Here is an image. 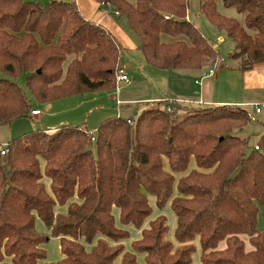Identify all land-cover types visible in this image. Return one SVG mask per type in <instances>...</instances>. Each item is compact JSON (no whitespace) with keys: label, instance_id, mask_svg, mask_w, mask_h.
Wrapping results in <instances>:
<instances>
[{"label":"trees","instance_id":"16d2710c","mask_svg":"<svg viewBox=\"0 0 264 264\" xmlns=\"http://www.w3.org/2000/svg\"><path fill=\"white\" fill-rule=\"evenodd\" d=\"M95 1L126 19L148 66L201 70L219 59L189 19V0ZM222 1L237 17L220 13L216 0H200V12L231 44L230 68L264 63V0ZM123 52L76 0H0V126L31 118L32 103L15 81L23 74L41 103L115 91ZM144 104L138 117H111L95 134L63 125L11 140L6 156L0 150V264H115L119 257L140 264L138 255L144 264H193L196 239L200 264H264V135L249 152L248 139L234 134L251 122L248 112L176 100ZM151 196L161 211L170 204L178 247L160 215L127 251L120 243L131 235L117 226L114 209L123 226L142 229L153 215ZM57 204H68L67 214H56ZM38 220L60 239L61 260L47 261Z\"/></svg>","mask_w":264,"mask_h":264},{"label":"crops","instance_id":"0c3cea01","mask_svg":"<svg viewBox=\"0 0 264 264\" xmlns=\"http://www.w3.org/2000/svg\"><path fill=\"white\" fill-rule=\"evenodd\" d=\"M76 2L80 12L87 20L93 21L105 27L113 34V36L121 44V46L124 49L121 59V65H122L121 67L126 68L129 77L131 78V82L135 83L136 81L134 80L133 77V70L132 67L130 66L133 60L130 59L136 58L137 62H140V60H142L144 63L145 61L142 53L139 51V42L136 36L131 34L132 32L131 29L130 28L127 29V26H119L117 22H115V20H113L109 16V12L106 11L107 9H102L100 7V4L97 3L95 0H76ZM189 19L191 20L190 16ZM214 47L215 49H217V45H214ZM225 63L217 71L214 77H205V78L202 77L205 74L208 67H203L201 70L163 71L148 66L145 63L150 68H148L147 70L148 77L143 78L144 80L141 81V83H143L142 86L140 87L137 86L135 89H133L132 84L130 85L128 83L129 85L128 84L121 85V91L123 94L122 95L120 93L121 96H119L121 105H117V94L114 91L86 93L83 94V96L78 95L74 97L82 96L84 99L83 101L86 104L89 103L91 100L94 101L99 100V95H102L103 93L111 92L110 94H108L107 97L109 101L116 103L117 113L113 116L112 111L104 110L102 113L96 114L93 120L89 119L88 117V124L89 123L91 124V127L94 131H96L99 128V126L107 119L118 115L122 116L123 112L120 108L123 106L132 105V104L153 103L162 100H169V101L176 100L188 106H194V107H199V106L206 108H213L220 106L243 107L248 112V114L252 118H254V121L256 122L260 121V118L261 116L264 115V112H262L261 114H256L254 111V106L264 104V63L256 64L252 68L245 71H241L238 69L236 70L231 69L228 66H226ZM141 67L143 68V66ZM147 90L149 93L147 92ZM144 91H146V93ZM74 97H70V98H74ZM70 98H66V99H70ZM33 110H39V109L33 108ZM92 111L93 108H90L87 112L92 115H95V112L99 110L95 109V111L91 113ZM40 116H42V112L40 113V115L37 116H33L31 114V118L35 120ZM80 123L84 124V121H81ZM81 124L80 125L75 124L69 120L68 121L61 120L58 126L47 128L46 131H50V132L55 131L63 125L82 126ZM86 129L90 131L87 127ZM195 168H196V164L195 161H193L191 165V169H195ZM47 183L45 181L46 188L48 192H51V182L48 180ZM71 201L77 202L78 198H74ZM168 206H170V204ZM57 208L63 209V211L56 212ZM67 208H68V204L64 206L57 204L55 207V213L65 214ZM114 216L116 219V223L120 224V225L117 224L119 228L127 229L128 231L131 232L133 226H123L120 223L119 211H114ZM41 223L42 222L38 220L37 226ZM175 227H176V223L174 220V228ZM139 239L140 236L136 240ZM61 259H58L57 261ZM199 260H200V256H199ZM51 262H55V261H51ZM198 263L199 262H197L196 264Z\"/></svg>","mask_w":264,"mask_h":264},{"label":"rangeland","instance_id":"374dc122","mask_svg":"<svg viewBox=\"0 0 264 264\" xmlns=\"http://www.w3.org/2000/svg\"><path fill=\"white\" fill-rule=\"evenodd\" d=\"M28 1L46 5L51 0H28ZM216 3H217V7L220 13L228 17H237L233 9L225 8L222 0H216ZM106 11L109 12V16L113 20H115V22H117L119 26H127V29L129 28L126 19H123L120 21L115 17L114 15L115 12L113 9L109 8ZM188 15L190 16L191 21L202 31V33L205 36H207L213 44L217 45V50L219 52V58H223L226 61L225 65L228 66L229 68L232 66H235L234 65L235 62H233L234 60H232L230 57V53L232 51L231 44L227 40H225L226 38L225 34L223 32L218 31L201 14L200 0H189ZM131 34L133 33L131 32ZM220 37L224 38L223 42L219 41ZM130 60H133L130 66L132 67L133 77L136 82L135 83L130 82L129 84L130 85L132 84L133 85L132 88L135 89L137 86L140 87L143 85L141 81L144 80L143 78L148 77L147 70L150 67H148L142 60H140V62H137L136 58L130 59ZM141 66H143V68ZM210 66H211V62H209L205 67H210ZM2 77H6V76L2 75ZM26 77L27 75L23 74L22 76L17 78L15 81L25 90L28 98L30 99L32 103L33 108L34 109L38 108L42 112V116L38 117L36 120L32 118H23V119H19L15 121L11 125H1L0 126V144L7 145L11 140L18 138L27 132H31L34 130H46L47 128L58 126L61 120H64V121L69 120L79 125L81 124L80 123L81 121H84V124H81L82 127L84 128L87 127L90 131H93L95 134L96 131L92 129L90 123L88 124V117L89 119L93 120L96 114L102 113L104 110L112 111L113 116L117 113L116 103L109 101L107 97L108 94H110L111 92L103 93L102 95H99V100L97 101L91 100L89 103H86V104L83 101L84 100L82 97L83 95L81 97L62 99V100L54 101L51 103H41L39 100L35 99L32 96L29 89L27 88ZM123 85H127V84H123ZM144 92L146 93V91ZM121 94H122V91H121ZM121 94L119 96H121ZM181 104H184V103L181 102ZM144 107H146L145 104H132L130 107L123 106L120 109L123 112V115H122L123 117L136 118L138 117V115H140ZM90 108H93V111L91 113H93L95 109L99 111H96L95 115H92L87 112ZM184 112L185 111H181L180 115H182ZM234 134L248 139L249 152L254 150L255 146L258 145L260 138L264 135V115L261 116L260 121L256 122L254 120H251V122L247 124V127H245L242 131L235 130ZM45 181L47 183L48 180H45ZM149 202L153 208V215L145 222L142 229H137L133 226V229H131V232L129 231L131 235L130 239L122 241L120 243V244H124L127 251H132V242L136 240L137 238H139V236L141 238L142 231L144 229L149 228V224L153 219H155L156 217L160 215H165V214H166L165 216L167 217L168 226H169V232L166 238L167 240L172 241L178 247V244L176 243V239L174 236L175 230H176V227L174 228V220L177 226V219H175L176 216L174 215L173 211L170 209L171 206H167L164 210L161 211L156 206L155 197L151 196L149 198ZM68 208H69V205H68ZM68 208L65 214H67ZM61 211H63V209H60V208L56 209V212H61ZM114 211H119V209L115 208ZM172 213L175 216V218L172 215ZM260 226L261 227L264 226V222L261 217H260ZM37 231L41 234H44L48 238L47 242L43 245V248L48 253L47 261L51 262V261H57L58 259H61L62 253H61V247H60V239L54 238L51 235L50 230L44 225L43 222L37 226ZM244 240L247 245V250H251L252 248L248 242V238L244 237ZM110 243L116 246L115 243L113 242H110ZM193 244L196 247V253L193 255V259H194L193 264H196L197 262H199L198 264H200L199 256H201V248H200L198 239H196V241H194ZM86 247L90 249L91 246L86 245ZM221 248H225L224 243L221 245ZM138 261L140 264H144V256L138 255ZM115 262H116L115 264H121V257H119ZM43 263L44 262H41L40 264H43Z\"/></svg>","mask_w":264,"mask_h":264},{"label":"built area","instance_id":"2783aa9c","mask_svg":"<svg viewBox=\"0 0 264 264\" xmlns=\"http://www.w3.org/2000/svg\"><path fill=\"white\" fill-rule=\"evenodd\" d=\"M116 14H118V13H116ZM219 41L223 42L224 38L220 37ZM224 63H225V60L223 58H219L213 65H211L206 70V72L202 78L214 77L216 75L217 71L224 65ZM130 82H131V78L129 77V74H128L126 68L120 67L116 72V89L114 91L117 94V105H121V101L119 99V95L121 93V85L122 84H128ZM254 111L256 114H261L262 112H264V104L263 105H255ZM40 113H41L40 110H33L32 115L37 116V115H40ZM249 117H250V119L254 120V118H252L250 115H249ZM90 139L92 140V142H94L95 141V135L90 134ZM254 149L259 150L258 145L255 146ZM0 150H1L2 156H6L9 153L8 144L1 146Z\"/></svg>","mask_w":264,"mask_h":264}]
</instances>
